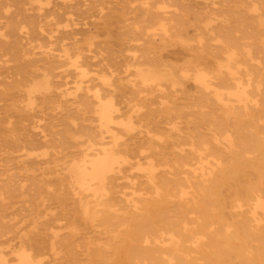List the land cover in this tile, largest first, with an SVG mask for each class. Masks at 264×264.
<instances>
[{
	"label": "bare ground",
	"instance_id": "6f19581e",
	"mask_svg": "<svg viewBox=\"0 0 264 264\" xmlns=\"http://www.w3.org/2000/svg\"><path fill=\"white\" fill-rule=\"evenodd\" d=\"M17 3L44 11L46 17L54 20L46 25L56 26L55 34L51 35L52 30L48 32L40 23L30 22L27 28L24 21L17 20V17H27L28 11L20 6L11 10ZM84 3L80 0L74 3L63 0H0V18L14 20L4 24L6 33L0 32V58L6 57L0 62V110L5 113L0 123L3 119L8 121L10 111H35V98L49 100L59 95V83L55 78L74 75L77 78L74 99L78 98L79 105L83 107L80 109L81 118L85 120V114L92 113L94 125L78 127L74 118H68L74 129L68 138L74 141V146L80 147L76 153L79 159L70 161L64 169L68 193L77 205L74 210L76 220L94 221L106 235H112L115 228H123L113 234L111 253L114 258H110L111 253L108 256L111 262L264 264V126L263 129L256 126L255 121L260 116L249 111L259 107L258 98L253 97L249 89L251 74L247 75L249 78L245 85L237 81V53L228 49L227 63L224 66L214 63L219 73L224 71L228 74L229 80L235 83V89L226 86L219 73L213 75L199 69L198 64H192L197 70L192 78L194 84L205 93H211L216 103L223 107L225 122L231 130H225L221 140L215 136L212 143L203 141L190 144L187 150L180 148L176 168L191 177L180 178L177 175L170 178L167 176L172 175V168L156 162L152 153H146L149 148H131L119 140V130L131 131L134 122L131 118L124 120L121 103L115 100L119 89L103 73L104 68H91L112 59L113 49L109 45L119 43L112 39V22L107 19L103 8H99L96 21L70 22L68 17ZM144 11L147 13V6ZM63 22L65 24L61 26ZM21 34L27 40L37 37L55 47L42 52L40 58H29L32 52L18 48L16 40ZM100 37H104V41ZM94 47L102 50L105 47L107 51H103L108 55ZM184 56L180 50L172 53L176 59ZM63 66L68 69L58 72ZM162 66L156 62L151 71L135 70L131 75L136 80H130V89L158 85L165 80L166 75L158 74ZM151 72L159 77L151 75ZM103 89L110 96L103 95ZM23 95L28 101L25 106H20L19 100ZM89 98L94 103L91 110H88ZM232 101L238 106L231 105ZM235 107L242 112H236ZM7 123L10 124L9 121ZM31 125L38 130L34 133L40 138L37 146L29 150L45 148L47 141L39 130L41 125L34 121ZM248 128L251 131H247ZM0 137H3L5 147L25 150L24 145L18 144L20 139L14 137L12 129H2L1 124ZM28 143L33 144L32 141ZM20 157L26 168L50 162L46 151L40 156L32 157L31 153H26ZM164 166L168 169L159 175ZM139 178L146 182L147 193L138 188L136 180ZM12 183L14 177L9 178L7 190ZM170 208L175 215L166 216ZM2 220L0 213V222ZM51 237L57 242L55 234ZM41 240L33 236L30 247L22 244L26 242L24 240L20 241L22 245L17 249L4 251L0 247V264H41V257L46 254L45 241ZM72 242L68 238L60 240L68 256ZM120 243L123 244L121 247ZM53 244L50 242L49 250L55 251ZM103 253H109V250L104 252L99 246L89 250V254L99 260L103 259ZM8 255L12 256V263L8 261ZM73 262L74 258H71L68 264Z\"/></svg>",
	"mask_w": 264,
	"mask_h": 264
},
{
	"label": "rangeland",
	"instance_id": "374dc122",
	"mask_svg": "<svg viewBox=\"0 0 264 264\" xmlns=\"http://www.w3.org/2000/svg\"><path fill=\"white\" fill-rule=\"evenodd\" d=\"M63 1L74 3L78 0ZM80 1H85V5L77 6L78 10L68 17L70 22L73 20L82 24L96 21L99 8H103L107 19L112 22V39L119 43L109 45L113 49L110 54L112 59L91 67L104 68L103 73L119 89L115 100L121 103L124 120L131 118L134 122L131 131L119 130V140L131 148H149L146 153H152L156 162L172 168V175L167 177H191L189 173H181L176 168L180 148L187 150L190 144L203 141L212 143L215 136L221 140L225 130H231L225 122L223 107L216 103L211 93H205L194 84L192 78L197 70L192 67L193 63L198 64L199 69L215 75L219 71L214 63L224 66L227 63V50L233 49L239 62L237 81L245 85L251 77V95L259 100V107L249 111L260 116L255 125L260 129L264 126V0ZM17 6L28 9L27 17L16 18L24 21L27 28L36 22L48 32L52 30L51 35L55 34L53 30L56 26L46 25L54 20L46 17L44 11L33 9L25 3L14 4L11 10ZM146 6L147 13L144 11ZM8 21L14 22L13 19L0 18V32L3 34L6 33L3 26ZM99 39L104 41L105 38ZM16 41L18 48L33 53L29 58H40L42 52L55 47L37 37L27 40L23 34ZM103 50H106L105 47ZM103 50L102 54L107 56ZM176 50L185 56L182 59L172 57ZM167 51L170 53L167 54ZM5 59L1 57L0 62ZM156 62L164 66L158 74L166 75V79L158 85L130 89V82L136 80L131 74L137 69L151 71ZM67 69L63 66L57 71ZM158 74L151 72V75L159 77ZM248 74L251 75L248 77ZM73 76L69 74L66 78H55L59 83V95L49 100L35 98V111H10V124L5 119L0 123L2 129H12L14 137L20 139L18 144L24 145L27 150L5 147L3 137H0V213L3 216L0 222V247L4 251L17 249L22 244L30 247L35 236L45 241L46 254L41 257V264H68L71 258H74L73 264H125L122 261L111 262L108 257L113 252V234L122 227L115 228L112 235H106L96 222L85 223L74 217L77 205L68 193L64 169L70 161L79 159L76 153L80 147L74 146V141L68 138L69 134L74 133L68 118H74L78 127L93 126L94 122L90 112L85 114V120L81 118L80 109L83 107L79 105L78 98L74 99L77 78ZM219 77L225 79L226 86L236 88L224 71L219 73ZM104 90L102 94L110 96ZM27 101L28 98L23 95L19 105L25 106ZM88 102V110H91L93 100L89 98ZM230 104L238 106L234 101ZM235 108L236 112H242L240 108ZM1 117H5L4 110H0ZM33 121L41 125L39 130L46 136L47 146L30 151V148L37 146L40 138L34 133L38 130L32 128ZM29 141L33 144H29ZM44 151L47 152L49 164L42 162L26 168L21 162L20 156L26 153H31L33 157L40 156ZM167 169L161 167L159 175ZM10 177H14V184L7 190ZM136 184L142 193H147L144 179H137ZM145 198L147 200V196ZM170 209L166 211V216L175 215L173 208ZM52 234L56 235L57 242L53 241ZM66 238L73 241L69 256L60 243ZM22 240L26 242L21 244ZM50 242L55 243V251L49 250ZM118 245L121 247L123 244ZM97 246L104 252L109 250V253H103V261L89 254V250ZM110 258H114L112 253ZM7 259L13 262L11 255ZM129 264L140 263L131 260Z\"/></svg>",
	"mask_w": 264,
	"mask_h": 264
}]
</instances>
